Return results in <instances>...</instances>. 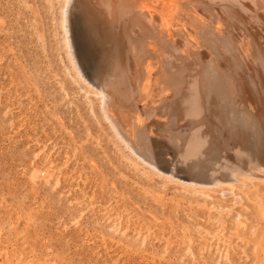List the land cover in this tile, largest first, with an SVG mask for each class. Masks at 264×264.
Masks as SVG:
<instances>
[{
	"label": "bare ground",
	"instance_id": "1",
	"mask_svg": "<svg viewBox=\"0 0 264 264\" xmlns=\"http://www.w3.org/2000/svg\"><path fill=\"white\" fill-rule=\"evenodd\" d=\"M52 2L57 3L61 12L60 40L65 55L63 69L52 75L58 77V83L53 87L58 84L61 100L68 106L66 109L78 124L83 125L84 131L80 128V134H87L91 138L89 141L96 145L90 144L95 147L92 149L109 153L117 161V166L119 162L143 179L150 180V172H153L159 177L202 190L225 187L224 196L228 195L226 190L234 194L233 190L241 189L251 200L253 197L256 201L264 198V189L258 192L264 183V0ZM56 107L54 112L58 110ZM64 121L67 120L60 115L61 134L69 125ZM84 149L75 146L73 151ZM39 173L34 170L33 175L37 178ZM237 200L242 201L244 197ZM239 216L237 227L246 229V222Z\"/></svg>",
	"mask_w": 264,
	"mask_h": 264
},
{
	"label": "rangeland",
	"instance_id": "2",
	"mask_svg": "<svg viewBox=\"0 0 264 264\" xmlns=\"http://www.w3.org/2000/svg\"><path fill=\"white\" fill-rule=\"evenodd\" d=\"M30 1L0 0V264H264V198L256 201L253 197L252 202L241 189L233 190L234 194L226 190L224 196L225 187L202 190L153 172L150 181L119 162L117 166L109 153L92 149L96 145L87 134H80L83 125L63 104L58 84L53 87L58 77L52 75L63 69L65 61L59 6L52 0ZM60 115L67 120L64 124L71 125L62 134ZM76 144L85 152L73 151ZM34 170L40 172L39 177L33 175ZM262 189L264 183L258 192ZM238 216L246 229L237 227Z\"/></svg>",
	"mask_w": 264,
	"mask_h": 264
}]
</instances>
